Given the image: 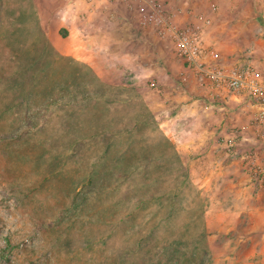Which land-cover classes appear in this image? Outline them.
I'll use <instances>...</instances> for the list:
<instances>
[{
    "label": "rangeland",
    "instance_id": "1",
    "mask_svg": "<svg viewBox=\"0 0 264 264\" xmlns=\"http://www.w3.org/2000/svg\"><path fill=\"white\" fill-rule=\"evenodd\" d=\"M35 7L0 0V264H221L204 217L215 174L199 170L230 161L220 137L182 149L145 106L157 90L53 54ZM250 141L235 164L264 162Z\"/></svg>",
    "mask_w": 264,
    "mask_h": 264
},
{
    "label": "crops",
    "instance_id": "2",
    "mask_svg": "<svg viewBox=\"0 0 264 264\" xmlns=\"http://www.w3.org/2000/svg\"><path fill=\"white\" fill-rule=\"evenodd\" d=\"M158 1L173 8L178 25L197 23L198 14L210 20L201 28L206 65L227 70L252 67L264 81V0ZM34 5L53 54L78 62L103 82L132 84L136 90L144 84L146 93L157 90L158 98L144 95L145 106H155L159 111L155 114L166 116L164 134L176 138L182 149L199 151L202 146L199 153H207L213 147L210 139L236 135L235 154L229 155L228 163L213 158L199 169L215 174L209 182L218 194L209 197L204 213L206 237L208 243L213 236L226 239L221 243L227 249L219 254L221 264H264V188L257 189L250 181L247 161L234 163L236 154L239 159L249 154L239 152L241 143L258 138L255 102L244 94L231 96L199 86L178 59L173 43L141 25L137 11L126 3L34 0ZM212 247L208 246L214 254Z\"/></svg>",
    "mask_w": 264,
    "mask_h": 264
},
{
    "label": "built area",
    "instance_id": "3",
    "mask_svg": "<svg viewBox=\"0 0 264 264\" xmlns=\"http://www.w3.org/2000/svg\"><path fill=\"white\" fill-rule=\"evenodd\" d=\"M107 1L111 3L123 2L134 7L139 15L141 25L150 26L157 38L169 39L175 47L178 59L195 78L199 86L221 91L231 96L244 94L253 100L259 108L256 119L259 123L258 138L264 142V81L257 78L252 67L227 70L222 67L206 65L202 61L201 28L210 25L209 19L198 14L195 16L197 23L178 25L174 18L173 8L158 0ZM236 140V135L231 134L220 137L219 143L228 155H232L235 153ZM246 173L257 189L264 188V162L259 165L249 164Z\"/></svg>",
    "mask_w": 264,
    "mask_h": 264
}]
</instances>
